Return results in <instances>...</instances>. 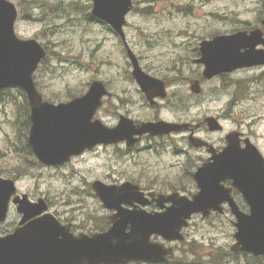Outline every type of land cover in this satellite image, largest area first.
I'll return each instance as SVG.
<instances>
[{"label":"rangeland","instance_id":"1","mask_svg":"<svg viewBox=\"0 0 264 264\" xmlns=\"http://www.w3.org/2000/svg\"><path fill=\"white\" fill-rule=\"evenodd\" d=\"M19 9L20 21L17 23V34L23 39L36 38L49 48L48 63L36 75L39 90L51 101L66 100L71 94L85 92L86 85L94 78H100L112 88L115 98L105 105L98 118L111 126L118 112L130 110L138 119H152L154 113L137 93L136 86L129 80L128 60L122 53V45L105 25L90 20L91 0H56L46 1L47 20L41 21L40 11L35 10L31 22L21 18L25 9L20 6L22 0H11ZM135 11L128 17L125 29L127 39L137 57L146 58L142 66L158 78H172L176 74L183 81L173 91L184 88L185 77L195 69L192 62L184 63L181 56L192 54V44L212 34H228L234 30H244L247 26L257 27L264 17V0H134ZM19 4V5H18ZM52 4L59 11L50 15ZM53 14V13H52ZM45 17V18H46ZM196 46V48H197ZM195 48V49H196ZM194 58L198 55L194 53ZM261 71L240 72L225 78L222 82H238L237 95L244 91L232 111H228L230 98L235 89L225 87V95L210 97L213 90H220V81L206 86L207 101L199 102L191 111L170 108L161 112L162 118L170 121L178 119L195 121L212 113H229L231 117L224 121L225 132L242 128L245 133H253V142L264 155V83H243ZM241 84V85H240ZM251 85V86H249ZM181 87V88H178ZM22 95L18 92L6 93L0 97V170L4 176L19 177L18 189L29 194L33 200L40 197L49 198L54 203L55 212L69 216V207L79 206L81 192L86 184L95 179L107 184H119L128 178L148 186L159 180L161 184L176 183L187 174L189 160L202 157L201 153L190 151L188 155H175L176 148L187 149L186 143L179 136L160 141L166 148L158 152L144 151L141 154L127 155L120 150L100 149L70 164L68 169L54 170L41 166L28 175L16 173L14 168L23 164L29 167L30 159L19 154L17 129L12 126L16 119L15 104H19ZM130 103L123 107V101ZM171 101V99L169 100ZM169 101L166 105H169ZM133 102V104H131ZM114 104L113 109L111 104ZM135 104V105H134ZM225 109V110H224ZM216 141L221 135H209ZM171 146V148H170ZM186 183V182H185ZM195 193L194 186L189 193ZM58 205V206H57ZM57 206V208H56ZM53 212V211H52ZM73 212V210H72ZM16 212L9 221L16 220ZM231 215L218 216L203 223L200 218L194 220L199 230L190 233L197 241L209 249L229 248L233 244ZM201 245H196L201 251Z\"/></svg>","mask_w":264,"mask_h":264},{"label":"water","instance_id":"2","mask_svg":"<svg viewBox=\"0 0 264 264\" xmlns=\"http://www.w3.org/2000/svg\"><path fill=\"white\" fill-rule=\"evenodd\" d=\"M129 6L130 0H95L94 14L122 34L124 17L129 11ZM15 19L16 11L13 5L0 0V90L16 86L27 92L32 107V129L29 142L34 153L43 163L63 164L70 155L80 154L86 148L92 149L101 143H116L125 138L131 141L134 135L148 132L170 133L177 129L163 123L134 126L131 122L124 121L119 127L111 130L100 121L93 123L92 119L101 105L102 97L107 94L100 82L94 83L84 98L73 103L59 106L44 103L35 89L33 73L46 53L37 41H21L16 37ZM260 37L259 32H253L250 36L246 33L242 34L243 39L250 40L248 44L243 43L242 48L250 49L241 55L240 60L234 59L233 63H237V68L264 63V51L254 50L256 46L254 40H259ZM218 49V44L210 47L206 50L207 56H215L218 60L221 57ZM232 52L234 48L227 50L222 56ZM136 71L143 75L140 70ZM192 142L196 146L203 145L198 140H192ZM237 154V151L230 150L225 156L222 155L217 159L214 165L199 171L196 180L200 192L193 197L192 201L185 198L178 200L176 197L166 199L173 201L174 206L162 214L146 213L145 216H139L122 212L123 217L118 221L117 227L123 230L130 223L133 228L130 235L119 234L116 239L107 243L100 239L59 240L57 236L59 227L56 228L55 224L47 218L33 222L30 231L35 233L34 236H25L22 239L14 236L0 243V246L12 255H16L21 248L26 249L29 255L40 254L44 256L41 260L42 264H126L139 262L141 259L150 260L152 252L147 241L150 235L158 234L168 239L179 238V231L193 214L206 215L211 210H219L225 199L220 185L224 179H234L248 198H252L254 192H261L264 195V165L257 151L250 148L249 156L240 157ZM223 158L226 159L225 163ZM223 169H226V172ZM256 181L260 183L261 189L257 187ZM96 190L100 191L101 196H107L108 200L113 199L112 205L119 201L126 203L139 201L138 188L132 187L131 184L106 190L98 187ZM14 192V183L0 178V214L3 210V202L7 201ZM41 207L42 205L38 208ZM29 211L33 212V217L41 212L40 210L35 212L33 209ZM234 213L239 219V233L236 236L239 243L244 249L250 251L257 249L261 244L260 241L263 240L257 232L264 227V220L259 221L255 217H264V213L256 212L252 216H242L236 209ZM141 234H145L147 241L145 252L143 243L140 241ZM4 254L5 252L0 253V255Z\"/></svg>","mask_w":264,"mask_h":264},{"label":"flooded vegetation","instance_id":"3","mask_svg":"<svg viewBox=\"0 0 264 264\" xmlns=\"http://www.w3.org/2000/svg\"><path fill=\"white\" fill-rule=\"evenodd\" d=\"M195 48L196 47L192 48V52L196 53L198 55V57L194 58L193 53L192 54L188 53L185 56H181L182 61L184 63L192 62L193 64L197 65L198 59L201 58V51H200V49L198 50V48H196V49ZM201 70H203V66L198 65V70L192 71L190 77L185 78V81L190 86V92H186L185 90H180V91L176 92V94H174L175 100L185 102V101H189V100L193 101L194 99H200L202 97V93H201V95L196 96V95L192 94V92H191V85L194 82L198 81L200 83L202 89L208 82H210V81L207 82L206 80L203 79V77H202L203 71H201ZM225 78H227V76L222 75L219 79H225ZM175 81L182 83L179 80V78H177ZM166 85L169 86L167 83H166ZM202 92H203V90H202ZM215 95H225V88L223 87L220 90H213L211 97H214ZM113 96L114 95H112V97ZM125 106H128V103H123V107H125ZM159 109H160V106L158 108H156V113H155V117H154L155 120L157 118H159ZM127 114H129V113H127ZM215 116L219 120H222L225 117V115L223 116V114L221 115L220 113H215ZM205 127H206L205 125H202L201 129L196 131L197 134L198 133L202 134V135L206 134L208 136L207 129H206L207 127L206 128ZM183 134L186 135V133H183ZM183 139H185V136ZM155 141H159V139H151L150 137H147V136L142 138L140 146L134 148L132 150V153H136V152L140 153V152H143L145 149H148L149 151H151L157 145L156 143H154ZM144 142H147V143H144ZM215 145L218 148V150H222L224 147L223 142L222 143H215ZM141 146H144V147L141 148ZM227 185L229 186L230 184H227ZM146 192H148V191H146ZM89 194H90V196L96 198L95 195L92 194L91 192ZM235 197L238 200L239 205L245 211V213H249L250 208L242 200V197L238 193H235ZM125 208L129 209V207H127V206H125ZM155 208H156V205H150V206L146 207V210L149 212H153L156 210ZM113 214H114V211H106V216H104V215L99 216V215H97V213L87 214L84 217H80L78 219V220H82V221H80V223L70 224L71 225V232L75 236H80V235L92 236L96 233H103L111 227L110 217ZM21 219H22L21 216L20 217L18 216L16 221H9V222H5V223L0 224V237L4 238V237H7L9 235H12L17 229L25 226L26 224L21 223ZM76 219L77 218H75L74 220H76ZM66 222L70 223L69 220ZM184 235H186V233ZM234 235H235V232H234ZM234 235H233V238H234L233 244L231 246H229V248L222 249V252H223L225 258L221 261L220 264H264V256H257V255L251 254V253L243 252L240 249L241 246H237V248H236L234 246L236 244V240H235ZM152 241L155 243H163V241L156 236H154L152 238ZM189 243H190V245H187L185 250H184V247L179 245V243H177V242L165 243V244L168 247V249L172 248L176 254L178 252H180L183 255H186L189 251H191L189 248L191 247L192 241H189ZM202 258H205V257H202ZM140 264H145V263H140ZM162 264H187V263L181 261L180 259L175 258L174 256H169L167 261L165 263H162ZM199 264H209V258L207 257L206 260L202 261Z\"/></svg>","mask_w":264,"mask_h":264},{"label":"trees","instance_id":"4","mask_svg":"<svg viewBox=\"0 0 264 264\" xmlns=\"http://www.w3.org/2000/svg\"><path fill=\"white\" fill-rule=\"evenodd\" d=\"M23 121H20V124H22L23 126V136H25L27 134V129L29 126V120H28V108L25 106L24 107V111H23V115H22ZM24 145H26V143L24 142Z\"/></svg>","mask_w":264,"mask_h":264}]
</instances>
